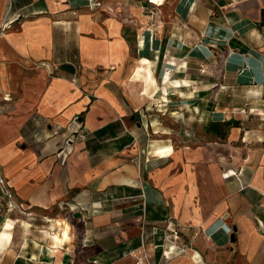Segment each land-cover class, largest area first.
I'll return each mask as SVG.
<instances>
[{
	"label": "crops",
	"instance_id": "1",
	"mask_svg": "<svg viewBox=\"0 0 264 264\" xmlns=\"http://www.w3.org/2000/svg\"><path fill=\"white\" fill-rule=\"evenodd\" d=\"M0 163V264H264V0H0Z\"/></svg>",
	"mask_w": 264,
	"mask_h": 264
},
{
	"label": "bare ground",
	"instance_id": "2",
	"mask_svg": "<svg viewBox=\"0 0 264 264\" xmlns=\"http://www.w3.org/2000/svg\"><path fill=\"white\" fill-rule=\"evenodd\" d=\"M144 63L148 62L147 59L142 60ZM139 67V66H138ZM146 69L147 74H144V70ZM135 78H143L146 83V91H148L150 87V83H153L155 81L152 72L149 70L148 66L141 65L138 70L136 71ZM141 80V79H139ZM176 84H179V81L175 82ZM56 224L60 226L64 230V237L68 236V230H69V223L66 220L57 219L55 220ZM12 227V225L8 222L3 230H0V244L5 242V239L10 238V232L9 229ZM56 240L60 241L62 240L61 233H57L55 235ZM48 250V249H47Z\"/></svg>",
	"mask_w": 264,
	"mask_h": 264
},
{
	"label": "rangeland",
	"instance_id": "3",
	"mask_svg": "<svg viewBox=\"0 0 264 264\" xmlns=\"http://www.w3.org/2000/svg\"><path fill=\"white\" fill-rule=\"evenodd\" d=\"M75 121L77 122L78 121V119L76 118L75 119ZM80 125H83V124H81L80 123ZM81 128V127H80ZM79 128V129H80ZM82 129H83V127H82ZM78 132H80V131H78ZM78 132H77V134H78ZM83 132H85V134H86V136H85V138L88 136V133L86 132V131H83ZM31 135H33L32 136V140H35L36 139V136L37 135H40V132L39 131H37V132H33ZM81 138V137H80ZM84 138V139H85ZM83 139V138H82ZM27 143V145L29 144L28 143V141H20L19 143H17L18 144V146L21 148V144L22 143ZM35 142H37V139H36V141ZM30 143H31V141H30ZM29 146V145H28ZM21 149H23V148H21ZM25 149V148H24ZM22 151V153H24V150H21ZM6 167H9V166H6ZM2 164L0 163V172L2 173ZM2 175H3V173H2ZM4 176V175H3ZM4 178L7 180V178L4 176ZM8 181V180H7ZM9 182V181H8ZM9 187L12 189V185L9 183ZM12 191V190H11ZM3 194V192L2 191H0V194ZM12 193H13V196H12V198H13V202H11V205H10V201H9V197L8 196H6V195H3V196H1L0 195V202H2L3 204H4V207H5V209L6 210H9V208H11L12 209V211H14V210H17L18 212H20L21 211V213L24 211L25 213H27V215H28V217H30L31 218V220L32 221H37V219H35V217H36V215L35 214H32L31 212H29V211H27L26 210V208L25 207H27L28 208V205L26 204V203H22V202H19L18 200H17V198H16V195H15V193H14V191H12ZM64 205V204H63ZM38 222V221H37Z\"/></svg>",
	"mask_w": 264,
	"mask_h": 264
},
{
	"label": "built area",
	"instance_id": "4",
	"mask_svg": "<svg viewBox=\"0 0 264 264\" xmlns=\"http://www.w3.org/2000/svg\"><path fill=\"white\" fill-rule=\"evenodd\" d=\"M78 137H81V138H85V136H86V134H85V132H83V131H81V132H78ZM139 162L141 163V160L139 159ZM10 185H9V182L4 178V176L2 175V173L0 172V189H1V191L3 192V195H6V196H8L9 197V201H10V205H11V202H13V198H12V196H13V193H12V191H11V188L9 187ZM262 203L264 204V198L262 199ZM9 209H11V208H9ZM173 231V233L171 234L172 236L170 237V236H168L167 238H168V242L169 243H172V244H174V246L175 247H177V248H181V250H185V246H181V247H179V245H176V241L178 240V238H179V235H178V233H177V231L176 230H172ZM174 241V242H173ZM183 247V248H182ZM139 253V256H138V254H136L135 252H133L132 254L135 256V255H137V258H138V262H137V264H140L141 263V261H142V259L144 258L148 263H151L150 262V259H149V256H148V254L147 253H141V251L140 252H138ZM164 253H165V251H164ZM165 255L166 256H164V259H166L168 256H167V254L165 253Z\"/></svg>",
	"mask_w": 264,
	"mask_h": 264
}]
</instances>
